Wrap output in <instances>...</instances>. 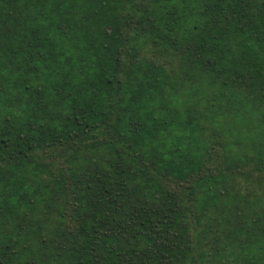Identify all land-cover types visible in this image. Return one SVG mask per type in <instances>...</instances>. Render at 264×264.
Listing matches in <instances>:
<instances>
[{
  "label": "trees",
  "instance_id": "1",
  "mask_svg": "<svg viewBox=\"0 0 264 264\" xmlns=\"http://www.w3.org/2000/svg\"><path fill=\"white\" fill-rule=\"evenodd\" d=\"M0 264H264V0H0Z\"/></svg>",
  "mask_w": 264,
  "mask_h": 264
}]
</instances>
